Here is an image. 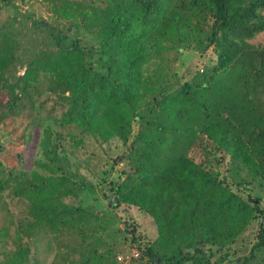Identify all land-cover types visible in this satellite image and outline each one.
<instances>
[{
  "label": "trees",
  "instance_id": "1",
  "mask_svg": "<svg viewBox=\"0 0 264 264\" xmlns=\"http://www.w3.org/2000/svg\"><path fill=\"white\" fill-rule=\"evenodd\" d=\"M61 3L88 39L43 18L0 26V136L28 114L41 125L21 148L0 139V264H102L108 213L130 207L153 222L145 235L123 220L141 243L131 264H222L254 224L237 264H264L260 198L228 177L264 178V0ZM169 47L214 60L186 79L166 63ZM87 140L126 146L104 208L83 201L96 184L72 161Z\"/></svg>",
  "mask_w": 264,
  "mask_h": 264
},
{
  "label": "rangeland",
  "instance_id": "2",
  "mask_svg": "<svg viewBox=\"0 0 264 264\" xmlns=\"http://www.w3.org/2000/svg\"><path fill=\"white\" fill-rule=\"evenodd\" d=\"M61 1L67 0H0V26L15 17V20H22L26 18L28 24L35 18H43L51 22L52 24L59 26L66 32L79 34L82 38L88 39L89 32L88 29L80 24L81 19L75 18V13L68 14L61 8ZM69 1H80V0H69ZM264 39V35H263ZM172 45V43H168ZM177 47H169L163 49L162 54L168 66L170 68L177 70L180 74H184L186 79H191V77L197 71H203L205 69L208 60L213 57L211 49H208L205 53L197 51L194 47H184L180 49L179 55H177ZM214 60V57H213ZM24 68H19V73H23ZM51 103V102H50ZM16 127L15 131L12 130ZM41 130V125L34 123V117L32 114L27 116H22L15 118L13 124L1 129L0 139L5 144H15L17 149L25 145V141L28 139L30 134L39 135ZM100 149L93 140H87V143L82 146L77 151H72L75 155L74 168L80 169L84 174L88 175L91 180L96 184V192L91 199L88 196H84L83 201L85 203L94 202L98 207H107L108 199L103 196V190H107L110 187V180L118 179L120 175V168L123 167L124 162L121 161L122 154L126 150V146L122 144L119 140H112ZM200 154H196L197 159ZM93 172V173H92ZM229 179L236 183H240L237 187L233 185V188L242 194L247 196L248 193L256 195L260 198V203L264 202V178H253L250 172L246 168H240L232 170ZM107 193L108 192L107 190ZM103 202V205L101 204ZM11 208L15 210L16 217H22L24 214V204L21 202L12 203ZM111 211V208H109ZM120 213L118 214L119 210ZM118 218H115L112 213H108L109 217L106 221V230L104 232V237L110 243L112 247L110 253L104 255L105 259L102 264H131L134 259L140 257V239L137 237L139 233L150 234L152 233L153 222L152 219L143 215L137 209L130 208H119L114 209ZM121 215V217H119ZM136 219L138 224V234L133 240V235L127 233L122 229L125 227L123 220ZM114 220V222H113ZM119 228L121 230H119ZM257 226L254 224L249 227V230L243 235V238L235 243L230 251L234 252L230 255L228 260L224 261L222 264H237L240 257L247 255L255 241ZM147 238H142V241H146ZM2 243H0L1 245ZM7 247L8 251L13 250L14 245ZM2 246V245H1ZM6 248V246H5ZM0 247V251H1ZM138 252V253H136ZM221 252L216 250L213 251L212 261L215 260ZM261 257V255H258ZM1 257V256H0ZM122 257V259H120ZM110 258V259H109ZM95 264H101L97 262ZM135 261V260H134ZM186 264H193L188 262Z\"/></svg>",
  "mask_w": 264,
  "mask_h": 264
},
{
  "label": "built area",
  "instance_id": "3",
  "mask_svg": "<svg viewBox=\"0 0 264 264\" xmlns=\"http://www.w3.org/2000/svg\"><path fill=\"white\" fill-rule=\"evenodd\" d=\"M262 207L264 208V202L262 203ZM136 253H138V252H136ZM120 259H122V257H120Z\"/></svg>",
  "mask_w": 264,
  "mask_h": 264
}]
</instances>
